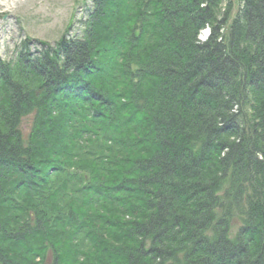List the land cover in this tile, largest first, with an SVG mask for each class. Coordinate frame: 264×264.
Listing matches in <instances>:
<instances>
[{
  "label": "trees",
  "instance_id": "obj_1",
  "mask_svg": "<svg viewBox=\"0 0 264 264\" xmlns=\"http://www.w3.org/2000/svg\"><path fill=\"white\" fill-rule=\"evenodd\" d=\"M92 4L0 59V264H264V0Z\"/></svg>",
  "mask_w": 264,
  "mask_h": 264
},
{
  "label": "rangeland",
  "instance_id": "obj_2",
  "mask_svg": "<svg viewBox=\"0 0 264 264\" xmlns=\"http://www.w3.org/2000/svg\"><path fill=\"white\" fill-rule=\"evenodd\" d=\"M92 10V0H0L1 60L15 59L23 43L24 47L28 43L31 51H38L43 50L42 42L55 45L64 36L70 40L81 37ZM208 29L202 32L200 39ZM32 122L30 116L23 123L26 136Z\"/></svg>",
  "mask_w": 264,
  "mask_h": 264
},
{
  "label": "water",
  "instance_id": "obj_3",
  "mask_svg": "<svg viewBox=\"0 0 264 264\" xmlns=\"http://www.w3.org/2000/svg\"><path fill=\"white\" fill-rule=\"evenodd\" d=\"M72 24H73V21L70 23V26H69L68 30H70V29H71V26H72Z\"/></svg>",
  "mask_w": 264,
  "mask_h": 264
}]
</instances>
